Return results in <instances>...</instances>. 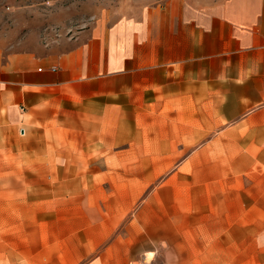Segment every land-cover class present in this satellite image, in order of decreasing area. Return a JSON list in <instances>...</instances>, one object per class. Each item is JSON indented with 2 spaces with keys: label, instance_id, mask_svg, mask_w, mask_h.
<instances>
[{
  "label": "rangeland",
  "instance_id": "rangeland-1",
  "mask_svg": "<svg viewBox=\"0 0 264 264\" xmlns=\"http://www.w3.org/2000/svg\"><path fill=\"white\" fill-rule=\"evenodd\" d=\"M131 1L139 0H0L1 31L14 45L61 51ZM149 113L147 125L117 119L115 134L90 148L62 143L56 156L35 158V143L22 142L25 156L0 158V197L16 199L22 215L5 229L81 231L78 264H264L261 120L197 111L183 125L173 112ZM42 165L53 172L30 171ZM36 213L48 215L37 226L27 220Z\"/></svg>",
  "mask_w": 264,
  "mask_h": 264
},
{
  "label": "crops",
  "instance_id": "crops-1",
  "mask_svg": "<svg viewBox=\"0 0 264 264\" xmlns=\"http://www.w3.org/2000/svg\"><path fill=\"white\" fill-rule=\"evenodd\" d=\"M3 19L0 158L25 156L22 142L36 144L29 153L35 158L56 156L62 143L90 148L87 142L115 134L117 119L147 125L150 110L173 112L183 125L195 124L197 111L202 118L220 111L222 122L241 117L264 125V0L131 1L61 51L12 44L1 31ZM35 167L30 171L53 172ZM21 216L16 199L0 197V264H78L84 258L81 231L5 229ZM47 216L27 220L37 226Z\"/></svg>",
  "mask_w": 264,
  "mask_h": 264
}]
</instances>
